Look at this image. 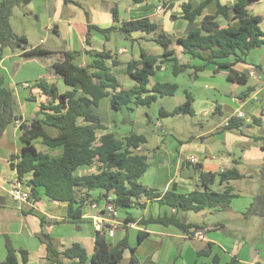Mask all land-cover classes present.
<instances>
[{
	"label": "crops",
	"instance_id": "obj_1",
	"mask_svg": "<svg viewBox=\"0 0 264 264\" xmlns=\"http://www.w3.org/2000/svg\"><path fill=\"white\" fill-rule=\"evenodd\" d=\"M36 1L33 0L32 3L35 4ZM237 1L144 0L136 3L134 0H114L105 9L101 5L83 9V21L80 20V22L81 26H85V29L83 27L81 32L75 30L71 25V20L67 22L72 31L70 45L73 51H106L110 52L119 62L120 56L130 54L129 50L125 47L115 52L108 50L105 44L101 45L94 40L96 31H92L90 44H87L88 25L108 28L114 25L120 26L128 21L147 19L160 26L172 39L175 55L163 63L158 62L160 68L151 78L149 89L157 83H169L176 84L179 93L182 89L178 84V79H182V85L185 86L183 89L185 98L180 97V104H185L188 97H191L190 108L193 113L187 115H202L206 122L199 123L200 127L197 133L174 141L164 139L166 137L162 140L160 137L149 139L145 135L137 133L146 137V149L149 156V167L141 177L140 183L162 194L174 186L182 194L194 191L205 192L206 188L201 182L200 172L210 174L214 176V182L209 187L210 190L221 192L227 185L232 187L233 192L237 194V197L226 208L214 206L206 207L198 212L183 211L172 209L161 204L158 200L143 198L140 202L146 203L145 209L135 206L127 210H118L117 214L113 215L105 210L106 200H100L84 208L80 217L73 219L68 216V202L54 201L46 196L42 189L40 198L34 202L18 203L14 201L10 190L13 183L18 180V176L16 170L12 168L11 162L18 161L21 151L26 145L22 139L21 123L35 118L40 107L50 102V97L37 88L35 83L39 79L45 78L48 82L56 84L60 93L72 91V88L66 85L53 69V64L59 59V55L57 57L26 59L22 53H15L16 55L8 54L2 58L0 73L5 78L4 87L14 90L19 106L17 120L8 126L0 140V198L5 201L4 207L0 210V261L6 260L9 243L17 251L27 252V264H49L47 247L38 238V235L43 231L42 219H45L46 222L67 221L62 224H47L45 231L60 244L62 250L75 244L81 246L89 259L86 264H90L95 250L96 230L93 219L103 218L107 226L118 225L113 239L117 237L118 232L121 233L119 240L127 233L128 243L130 247H135V255L139 264H212L216 256L221 259L220 264L229 263L232 259H236L237 264H264V219L245 216L254 202L255 196L264 193V179L260 175L264 162V151L262 143L257 140V138H264V47L250 51L244 62H233L231 57L218 60L223 65L230 63L231 66L220 67L215 63L208 64L196 79L192 78L193 69L191 68L177 75L174 73V58L180 64H187L191 67L203 64L200 59L186 54L177 43L179 38L187 36L190 26V22L184 18L182 6L184 4L203 6L201 15L196 18L193 24L194 27H201L206 17H215V21L221 28H238L241 25V20L234 10ZM61 4L58 2L57 6L60 7ZM219 5L228 8V13L220 14ZM159 7L164 9L163 13L158 12ZM114 8L118 10V22L113 19ZM33 10L35 11V9ZM53 10L60 14L65 9ZM247 10L253 16L264 17V0L251 3ZM86 12L89 14V20ZM55 20L50 22L48 30H52ZM55 31L57 33V27H55ZM112 34H119L124 40L131 42L154 43L152 41L154 34L143 32H134L131 35L120 32ZM111 35L109 41L106 42H110ZM25 36L30 45L34 47H44L49 41L47 36L41 37L33 27L28 29ZM73 44L80 48H73ZM52 51L57 52L58 50ZM140 51L141 49L136 54L131 53V58L126 60V70H123V74L128 76L125 79L126 84H123L117 77L123 89H131L136 84L127 74V63L133 59H139ZM162 52L163 50L156 54L150 52L149 54L161 56ZM87 61L83 57L82 65H86ZM9 63H11V68ZM107 64L112 67V60H108ZM122 65L121 61L118 66L112 67V72L115 74L116 68ZM163 70L169 74L164 79L159 76ZM186 76L191 81L185 80ZM26 83H29L30 87H26ZM157 95V100L152 106L157 105L166 97H176V94L173 96ZM105 101L110 103L109 98H104L100 101L99 108ZM135 107V105H131L122 111L134 110ZM176 107L177 105L173 111ZM173 111L167 107L160 108V117L156 125L159 130H164L160 118L169 116V113ZM239 112L243 116L238 115ZM233 117L241 119L244 124L234 130H227L225 126ZM101 119L106 129L98 130L99 137L112 132L123 138L132 133L125 125V120L119 122L118 119H115L109 126L105 124V119L102 116ZM51 133L55 134L53 131ZM33 144L39 151L53 157H60L63 153L62 147L48 148L42 144L41 140H36ZM155 147L157 148L155 149ZM232 168H236L243 178L222 184V173ZM99 172L100 164L95 162L91 166L78 169L75 174L87 176ZM32 177L33 174L29 173L25 176V180L29 181ZM22 187L25 191L30 192L24 185ZM90 193L94 197H98L103 191L96 190ZM109 194L110 202L114 195L113 193ZM7 198H10L13 203H8ZM28 208H32L33 211L24 213L23 210L26 211ZM172 214H177L188 224L199 225L198 231L205 234V239L199 240L195 235L191 236L176 226L160 224L144 226L140 224L143 219ZM127 219H134V222L127 223ZM140 231L148 235L141 243H138ZM208 244H211V249L208 248ZM204 251L210 253H202ZM119 264H132L129 248L124 251Z\"/></svg>",
	"mask_w": 264,
	"mask_h": 264
},
{
	"label": "trees",
	"instance_id": "obj_2",
	"mask_svg": "<svg viewBox=\"0 0 264 264\" xmlns=\"http://www.w3.org/2000/svg\"><path fill=\"white\" fill-rule=\"evenodd\" d=\"M33 0H1L0 1V61L4 57V51L10 49L13 53H22L26 59L48 58L59 59L54 62L53 69L64 80L72 91L60 93L54 83L47 79H39L35 84L44 94L50 97V102L40 107L35 118L21 123L23 131L22 139L26 143L18 161L11 162L16 170L18 181L30 190V201L40 198V190L54 201L68 202V216L76 219L80 217L84 208L94 202L106 200L109 202V193H113L112 203L117 210H127L132 207L145 209L146 203L140 200H158L161 204L175 210L201 211L206 207L221 206L226 208L237 197L232 187L225 186L221 192L209 189L214 182V176L200 172V179L205 192L194 191L182 194L174 186L171 190L162 194L145 187L140 183L141 177L149 167L147 155V139L143 135L132 132L130 135L120 138L115 133H106L98 136V130H105L101 116L98 112L100 101L110 99V106L114 111L120 112L131 105L136 107H150L161 96H173L178 86L169 83H157L149 89L151 78L160 68L158 62H165L175 55L174 42L160 28L147 19L124 22L108 28L96 25H88L86 36L87 44H90L91 33L96 31L109 41L110 35L120 32L131 35L134 32L154 34L152 41L163 49L161 56H152L146 50L141 49L140 58L127 63V74L135 81L131 89H123L117 76L112 72V67L120 64L110 52L93 51H52L42 46L30 45L25 35H17L11 27V18L15 8L26 6ZM144 0L134 2H143ZM258 0H238L234 6L241 25L236 27L221 28L215 21V17H206L201 27H195L184 38H179L177 43L186 54L200 59L202 65L191 67L180 64L175 58L174 73L177 75L187 69H193L192 78L196 79L199 73L205 70L208 64L223 65L219 59L231 57L233 62H244L247 55L256 48L264 47V17L253 16L248 13L247 7ZM203 6L184 4L182 6L184 18L193 25L196 18L201 15ZM220 14H227L228 8L219 5ZM115 22L119 21L118 10L112 11ZM89 20V14L86 12ZM87 56L86 65H82V58ZM81 59V62L78 60ZM112 60V67L107 64ZM5 78L0 73V140L6 129L18 118V97L14 90L4 87ZM191 97L188 101L177 107L171 116L179 114H192L190 108ZM243 121L239 118H231L225 126L227 130H234ZM49 128L50 130H48ZM53 131L55 134H52ZM41 140L48 148H63L60 157H53L48 153L39 151L34 141ZM262 143L264 151V138H257ZM98 162L100 172L87 176H78L76 171L82 167H88ZM33 174L31 180L26 181L25 176ZM260 175L264 179V162ZM243 176L236 168L222 173L221 183L227 184L232 180H239ZM103 191L98 197L90 192ZM4 206L0 204V210ZM32 208L23 210L31 213ZM245 216H256L264 219V193L258 194L254 202L245 213ZM127 223L134 219H127ZM67 221L46 222L42 219L43 231L38 235L39 240L47 247V260L49 264H86L88 256L86 251L78 244L70 248L60 249V244L46 231L47 224H62ZM141 225L160 224L164 226H176L180 230L194 236L200 226L184 222L177 214L164 215L157 218H148L140 221ZM106 226L102 231L95 232V250L90 259V264H119L124 251L131 250L132 264H139L135 247H130L126 235L113 243ZM148 234L140 231L138 243H141ZM211 249V244L207 245ZM208 254L210 252L204 251ZM220 258L215 257L212 264H220ZM28 255L24 250L17 251L8 243V255L0 264H27ZM232 259L226 264H237Z\"/></svg>",
	"mask_w": 264,
	"mask_h": 264
},
{
	"label": "rangeland",
	"instance_id": "obj_3",
	"mask_svg": "<svg viewBox=\"0 0 264 264\" xmlns=\"http://www.w3.org/2000/svg\"><path fill=\"white\" fill-rule=\"evenodd\" d=\"M58 2L62 3L60 7L57 6ZM113 2L114 0H37L35 4L32 3L30 5L15 8L11 18V27L17 35H26L28 29L33 27L41 37L44 38V36H47L49 41L44 48L48 50H73L70 45L72 43V31L71 27L69 28L70 24L67 23L68 20H71V25L74 26L76 31L81 32L83 27L85 29V26H81L80 22V20L83 21V9H91V6L98 7L100 5L105 9ZM33 9H35V11ZM53 9L65 10L58 14L55 13ZM54 19H56L54 27L52 30H48L50 22ZM55 27L58 28L57 33H55ZM94 40L101 45L105 44L106 48L112 52L118 51L123 47L129 50V55L125 54L120 56L119 60L120 62H123V65L115 70V75L120 78L123 84H126L125 79L128 78L126 74H123V70H126L125 63L126 60L131 58V53L136 54V52L138 53L140 49H143L148 53L150 52L152 54H156L163 50L161 47L151 42L140 41L139 43H136L131 42L130 40H124L119 34H112L110 42H106L104 37L97 33ZM73 46V48H80L75 47L74 44ZM17 53L19 52H16V54ZM8 54L14 55L15 53H13L10 49H6L4 51V56ZM84 58L88 60L87 56ZM78 62H81V59H79ZM9 64L11 68V63ZM159 76L164 79L168 77L169 74L163 70ZM184 79L191 81L187 79V76ZM181 81L182 79H178V84L182 90L179 93H176L175 98L166 97L157 105L154 104L151 108L140 106L137 108L135 107L134 110L117 112L111 108L108 101H105L99 108L98 112L100 116L105 119V124L111 126L115 119H118L119 122L125 120V125H127L132 132L138 134L141 133L149 139L157 137H160L161 140L166 137L164 139H168L169 141L183 139V137L199 131V123L206 122V119L203 118L202 115L191 116L186 113V115L181 114L175 116H164L160 118L164 125V130H159L156 127L158 118L160 117V108L167 107L173 111L176 105L177 107L181 106L180 97L185 96L183 92L185 86L182 85ZM156 148L157 147H155V149ZM7 201L10 204L13 203L10 198H7ZM120 235L121 233L118 232L117 237L114 239V236H110L111 241L116 242L119 240Z\"/></svg>",
	"mask_w": 264,
	"mask_h": 264
},
{
	"label": "built area",
	"instance_id": "obj_4",
	"mask_svg": "<svg viewBox=\"0 0 264 264\" xmlns=\"http://www.w3.org/2000/svg\"><path fill=\"white\" fill-rule=\"evenodd\" d=\"M158 12L163 13L164 9L162 7H159ZM25 86L30 87V84L26 83ZM238 115L243 116L241 112H239ZM10 195L12 199L18 203H29L30 198H31V193L29 191H25L22 187V184L18 180L13 183L12 188L10 190ZM93 206L95 207L96 205H93ZM105 210L113 215H116L118 211L116 207L112 203H109V202L106 203ZM93 223H94V228L96 231H102L107 226L103 218H95L93 219ZM109 227L110 228L108 229V233L110 236H113L118 225L115 224ZM195 237L198 238L199 240H204L205 234L202 231H197L195 233Z\"/></svg>",
	"mask_w": 264,
	"mask_h": 264
},
{
	"label": "water",
	"instance_id": "obj_5",
	"mask_svg": "<svg viewBox=\"0 0 264 264\" xmlns=\"http://www.w3.org/2000/svg\"><path fill=\"white\" fill-rule=\"evenodd\" d=\"M193 29H195L194 25H190L188 27V32L192 31ZM4 202H5L4 199L3 198H0V204L1 205H4Z\"/></svg>",
	"mask_w": 264,
	"mask_h": 264
}]
</instances>
